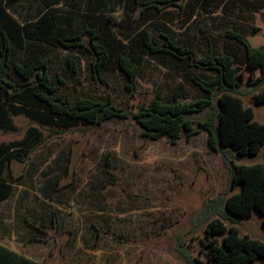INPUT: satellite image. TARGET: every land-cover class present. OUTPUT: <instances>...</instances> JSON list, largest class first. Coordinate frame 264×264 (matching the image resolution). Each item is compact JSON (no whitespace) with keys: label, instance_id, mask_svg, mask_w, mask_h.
Instances as JSON below:
<instances>
[{"label":"rangeland","instance_id":"obj_1","mask_svg":"<svg viewBox=\"0 0 264 264\" xmlns=\"http://www.w3.org/2000/svg\"><path fill=\"white\" fill-rule=\"evenodd\" d=\"M104 1V3H103ZM16 0L7 11L19 22L35 20L48 10L54 21L53 38L81 33L85 47H65L55 41H30L15 48V60L47 58L52 77L63 79L62 94L105 98L136 112L157 92L171 97L175 90L192 97L196 92L184 69L174 68L147 54L145 33L157 41L168 34L194 47L197 57L208 46L222 51L231 45L227 29L241 31L253 47H264V0H221L204 5L187 0ZM153 1L157 7H146ZM57 2V3H55ZM100 4V10L92 5ZM47 4V5H46ZM181 4V5H179ZM225 4V5H224ZM213 10V11H212ZM254 30V31H253ZM163 33V34H161ZM90 42L108 44L112 56L96 77ZM87 47V48H86ZM133 52L143 59L133 91L124 87L115 58ZM80 56L71 72L67 58ZM244 81L237 94L264 122V102L253 93L264 88V72L240 65ZM208 72L193 67L191 72ZM251 75V79L248 76ZM205 117V113L199 118ZM10 128H0V144L10 152L33 146L29 157H11L2 177L9 194L0 198V243L43 264H211L206 227L222 219L239 234L264 241L262 215L223 216L224 198L238 191L223 154L207 144L206 131L175 143L167 136L147 138L132 118L110 117L99 125L84 122L65 127L42 114L10 111ZM10 148V149H9ZM264 161V148L234 158L236 164ZM220 240V238L218 239ZM12 248V249H13ZM39 261V260H38Z\"/></svg>","mask_w":264,"mask_h":264},{"label":"trees","instance_id":"obj_2","mask_svg":"<svg viewBox=\"0 0 264 264\" xmlns=\"http://www.w3.org/2000/svg\"><path fill=\"white\" fill-rule=\"evenodd\" d=\"M14 1L0 0V128H10V111H13L40 113L65 127L78 122L99 125L114 116L132 117L139 124L142 136L155 139L165 135L173 143L181 137L188 139L195 133L206 131L209 148L223 154L232 172V185L240 184L238 191L224 198L223 216L230 219L234 216L249 217L255 209L262 215L264 226V161L253 164L234 162V158L240 155L256 154L264 148V122L254 119L252 106L245 105L236 93L242 84L254 85L260 81L259 78L244 81L240 65L251 70L259 68L263 73L264 47H253L241 31L227 29L224 36L230 39L231 45L222 51L208 46L207 51L197 57L194 47L179 43L163 33V40L157 41L147 32L142 38L145 52L161 63L184 69L196 92L192 97L182 90H175L171 97L157 92L148 104L141 105L136 112H129L116 106L111 94L101 99L86 95L72 99L68 94H62L59 87L64 81L58 75L57 79L52 77L47 58L15 60L14 49L24 48L26 39L45 42L54 39L65 47L85 45L81 33L68 32L61 36L54 33L52 38L54 21L48 10H44L35 22H19L3 4L9 5ZM191 1L187 0L186 4ZM194 1L210 5L215 0ZM220 2L217 0L216 5ZM144 4L148 8L157 7L153 1H145ZM91 8L99 11L100 4L97 2ZM90 47L94 55L90 69L98 79L104 80L101 71L111 60V47L102 42H90ZM115 62L123 75L124 87L133 91L143 67L142 57L122 50ZM79 64L80 56L67 58L71 72L76 73ZM193 67L208 72H191ZM248 78L251 79V75ZM252 100L254 103L264 102V88L253 93ZM204 113L205 117L199 118ZM32 149V145L25 146L23 152L12 151L9 155L8 147L0 144L1 199L10 191L9 182L2 177L3 163L8 167L11 157L24 162ZM206 234L205 245L211 264H264V241L239 234L236 226L227 227L222 219L216 218L207 224ZM0 264L43 263L0 243Z\"/></svg>","mask_w":264,"mask_h":264},{"label":"crops","instance_id":"obj_3","mask_svg":"<svg viewBox=\"0 0 264 264\" xmlns=\"http://www.w3.org/2000/svg\"><path fill=\"white\" fill-rule=\"evenodd\" d=\"M7 245V244H6ZM8 246V245H7ZM9 247H11V248H13L10 244H9ZM14 249V248H13ZM16 250V249H15ZM36 260H39L40 261V259H36Z\"/></svg>","mask_w":264,"mask_h":264}]
</instances>
